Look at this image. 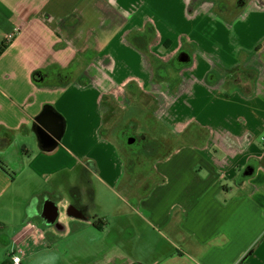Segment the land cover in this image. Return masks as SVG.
Returning <instances> with one entry per match:
<instances>
[{"label": "crops", "instance_id": "1", "mask_svg": "<svg viewBox=\"0 0 264 264\" xmlns=\"http://www.w3.org/2000/svg\"><path fill=\"white\" fill-rule=\"evenodd\" d=\"M47 107L64 132L44 149ZM135 108L147 113L127 126L151 118L183 143L115 226L90 204L126 179L132 160L104 134ZM0 139L27 155L21 180L0 168V206L30 188L20 226L0 209V264L18 247L23 264H83L90 247L91 264H264V0H0ZM134 219L165 243L149 246Z\"/></svg>", "mask_w": 264, "mask_h": 264}, {"label": "rangeland", "instance_id": "2", "mask_svg": "<svg viewBox=\"0 0 264 264\" xmlns=\"http://www.w3.org/2000/svg\"><path fill=\"white\" fill-rule=\"evenodd\" d=\"M186 64H182L178 61L176 63L177 66ZM144 102H147V99L145 97H143L139 102L140 104H138L141 106H145ZM118 110H121L120 112L123 111L121 107H118L115 112H118ZM145 113H147L145 109L143 111H140L135 108L133 110H130V113L125 114V122H121L120 124H118L120 121H122V117H118V115L116 117H112V119L114 120H110L109 118L106 122L104 135H106L107 139L112 138L111 141L115 145V152L117 153V157H119V160H122V158H124L125 161L132 160V163L127 168L126 179L122 180L120 186L116 188V192L112 193L109 190H105L104 188L96 186V202L90 205L92 207V213H99L102 211L111 213V217L109 219L111 220V222L115 223V226H122L121 218L124 213L130 211V204L131 206L139 209V201L143 199L147 194H149L152 182L155 183L159 181V175L156 172V164L160 160V157L163 155L165 156L166 153H169L168 155H170V152L172 151L175 144L178 145L180 143H183L182 139L178 140V137L175 136L170 126H161L160 122H158L157 126L151 118L148 120H136L135 122H132L131 125L127 126L130 116H140L143 118L145 117ZM112 114L113 113H111L110 115L112 116ZM126 122L127 124H125ZM193 133L194 132H192L191 134ZM133 137L137 138V141L133 145H130L129 140ZM147 138H149V141L147 140ZM200 139L201 137L195 139V142L200 143ZM22 141L27 143V147L33 149L32 143H35L34 137L29 138L25 136L24 138H22ZM16 150V148H12L7 153H0V166L5 168V170L7 169L12 177H15L19 174V180H21L22 174L19 173V169L23 166L22 159H27V155H25L24 151L17 154ZM7 162L10 163L8 164ZM87 165L91 166L90 162H87ZM84 173L85 175H83V179L84 177H86L84 184L92 188L88 180L89 175H87V172ZM146 180H148V184L146 183ZM20 192L22 193L21 197H18L16 199H8L3 203L4 207L0 206V209H4L2 212L3 218L10 222L8 227L16 228L20 226L22 220L24 219L25 213L27 212V197L28 193L30 192V188H28L27 182H25L23 186H21ZM111 201H113V203H111ZM134 222L140 227V230L143 233L142 240L144 241V238H146V242L149 246H155L159 243L163 245V243H165V241L160 238L158 232L152 230L147 225V223L137 221L136 219H134ZM148 252L152 251L149 249ZM98 255H101L99 249L90 247L89 249H87V252L84 253L85 260L83 264H91L90 261H88V259L90 258H94L97 262L100 261L101 258ZM149 255L151 254L149 253ZM54 258H59V256L56 255L54 256ZM244 258L242 259V261L244 260ZM114 264L129 263L126 262L125 259L122 258V256H117L115 258Z\"/></svg>", "mask_w": 264, "mask_h": 264}, {"label": "water", "instance_id": "3", "mask_svg": "<svg viewBox=\"0 0 264 264\" xmlns=\"http://www.w3.org/2000/svg\"><path fill=\"white\" fill-rule=\"evenodd\" d=\"M179 62L182 64H186L190 61V57L188 54H182L178 58ZM41 127L38 131V138L42 143L44 149H47L50 144L54 141H59L64 132V124L62 119L56 115L53 111L45 112L40 119L37 121ZM137 141V138H130L129 144L133 145ZM59 215L58 209L53 204H48L44 210V216L54 222Z\"/></svg>", "mask_w": 264, "mask_h": 264}, {"label": "built area", "instance_id": "4", "mask_svg": "<svg viewBox=\"0 0 264 264\" xmlns=\"http://www.w3.org/2000/svg\"><path fill=\"white\" fill-rule=\"evenodd\" d=\"M17 35H18L17 31L10 33L6 38L7 44L13 42V40L16 38ZM31 227L33 230L36 229L35 225H32ZM24 254L25 253L22 248L20 247L16 248L10 256V264H23Z\"/></svg>", "mask_w": 264, "mask_h": 264}, {"label": "trees", "instance_id": "5", "mask_svg": "<svg viewBox=\"0 0 264 264\" xmlns=\"http://www.w3.org/2000/svg\"><path fill=\"white\" fill-rule=\"evenodd\" d=\"M50 110H52V108L47 107V108L45 109V111L43 112V114H44L45 112H47V111H50ZM43 114H42V115H43ZM42 115H41V116H42ZM41 116H39V117L37 118V121H38V119L41 118ZM6 146H7V141L4 140V139H0V148H5ZM0 168L3 169L4 171H7V170H5V168H3V167H1V166H0Z\"/></svg>", "mask_w": 264, "mask_h": 264}]
</instances>
